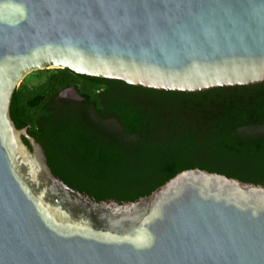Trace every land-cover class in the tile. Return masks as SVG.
Returning <instances> with one entry per match:
<instances>
[{
	"label": "water",
	"instance_id": "obj_1",
	"mask_svg": "<svg viewBox=\"0 0 264 264\" xmlns=\"http://www.w3.org/2000/svg\"><path fill=\"white\" fill-rule=\"evenodd\" d=\"M66 68L167 92L264 84V0H0V264H264V185L193 168L119 202L57 177L11 105Z\"/></svg>",
	"mask_w": 264,
	"mask_h": 264
},
{
	"label": "trees",
	"instance_id": "obj_2",
	"mask_svg": "<svg viewBox=\"0 0 264 264\" xmlns=\"http://www.w3.org/2000/svg\"><path fill=\"white\" fill-rule=\"evenodd\" d=\"M34 75L14 93L13 121L57 177L98 201H136L193 168L264 185V84L185 93L67 68Z\"/></svg>",
	"mask_w": 264,
	"mask_h": 264
},
{
	"label": "rangeland",
	"instance_id": "obj_3",
	"mask_svg": "<svg viewBox=\"0 0 264 264\" xmlns=\"http://www.w3.org/2000/svg\"><path fill=\"white\" fill-rule=\"evenodd\" d=\"M24 82L28 83L29 85H37L39 84L40 80H38L34 73H32L25 78Z\"/></svg>",
	"mask_w": 264,
	"mask_h": 264
}]
</instances>
